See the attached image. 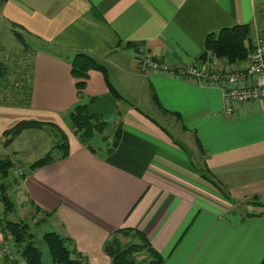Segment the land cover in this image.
Wrapping results in <instances>:
<instances>
[{"label": "crops", "instance_id": "obj_1", "mask_svg": "<svg viewBox=\"0 0 264 264\" xmlns=\"http://www.w3.org/2000/svg\"><path fill=\"white\" fill-rule=\"evenodd\" d=\"M0 21L50 48L33 56L30 105L0 104V152L3 133L22 120L45 125L19 137L49 129L55 139L57 126L70 144L67 158L21 181L24 214L32 201L55 211L48 221L85 264H111L105 241L125 227L145 232L164 264H264V101L239 103L228 116L221 88L142 73L134 46L174 66L197 63L207 35L223 27L246 23L253 42L264 37V0H7ZM80 52L108 70V80L90 70L82 96L71 65ZM208 58L215 67L247 64ZM80 102L107 121L86 142L70 116ZM119 124L120 142L108 152ZM3 243L0 230V264H11Z\"/></svg>", "mask_w": 264, "mask_h": 264}, {"label": "trees", "instance_id": "obj_2", "mask_svg": "<svg viewBox=\"0 0 264 264\" xmlns=\"http://www.w3.org/2000/svg\"><path fill=\"white\" fill-rule=\"evenodd\" d=\"M7 0H0V8ZM11 23V30L18 42L22 45V51L32 56L29 63L30 70L25 71V77L19 83L12 84L10 80L11 72L8 62L3 55L1 56L0 47V104L28 106L31 102L33 90V56L39 48L45 47L50 49L41 40L33 41L28 39L18 25ZM133 45V44H130ZM134 46L140 48L139 44ZM254 48L252 37V28L250 24H237L231 27H223L218 32H211L205 40V50L200 58L207 61L210 55L218 58H225L229 63H235L245 60L249 52ZM7 59V56H6ZM8 60V59H7ZM72 74L77 79L76 87L79 95L82 96L86 85V79L90 70H100L108 80L107 67L99 62L95 57L87 53H76L71 60ZM109 89L115 97H121L118 91L109 83ZM11 99V101L9 100ZM91 98L90 100H94ZM73 129L83 141L91 139L96 132L103 133L107 121L101 114L94 113L90 109L89 102H80L70 113ZM45 123L34 120H22L12 128L3 133L4 145H10L21 133L29 128L42 127ZM55 127V126H54ZM59 132V140L49 149L42 157L29 164L28 170L18 179H14L15 185H20L21 181L30 171L47 166L58 160H63L69 156L70 144L67 135L63 130L56 126ZM122 134V127L119 124L112 141V145L107 151L113 150L118 146ZM90 146V145H89ZM92 148V146H91ZM15 162L11 158L0 157V198L5 206L4 218L1 221V229L6 234H11L13 247L18 259L11 264H43V252L35 243V234L31 230V223L26 220L14 221L9 218V213L15 208L16 202L11 198L10 186L8 179L15 168ZM203 175L213 183L224 195L228 193L219 184L217 180L210 177L207 171ZM259 200L260 197H257ZM33 219L39 218L37 223L47 221L56 212L41 209L35 202H30ZM131 237L134 240L123 243L119 235ZM43 239L49 247L52 258V264H85L84 256L76 249L74 240L55 230L44 233ZM105 252L111 258V264H164V257L156 250L145 232L136 228H120L116 230L104 244ZM140 255L144 258L139 259ZM6 260V259H5ZM7 261V260H6ZM22 262V263H21Z\"/></svg>", "mask_w": 264, "mask_h": 264}, {"label": "built area", "instance_id": "obj_3", "mask_svg": "<svg viewBox=\"0 0 264 264\" xmlns=\"http://www.w3.org/2000/svg\"><path fill=\"white\" fill-rule=\"evenodd\" d=\"M136 60L142 73L159 72L179 78L194 79L206 86H215L223 90V108L228 116L234 115L239 103L264 101V37L255 36L254 48L249 52L245 67L222 68L215 67L200 59L197 63L174 66L155 56L144 46L138 48ZM18 175H23L24 168L14 169ZM264 201V196L261 197ZM5 206L0 198V223L4 218ZM0 230L1 225H0ZM4 235L2 253L4 258L12 263L18 259L13 247L12 235Z\"/></svg>", "mask_w": 264, "mask_h": 264}, {"label": "rangeland", "instance_id": "obj_4", "mask_svg": "<svg viewBox=\"0 0 264 264\" xmlns=\"http://www.w3.org/2000/svg\"><path fill=\"white\" fill-rule=\"evenodd\" d=\"M0 47L2 48L1 56L3 55L5 60L8 62L10 72L12 73L10 76L12 84H15L16 81L20 83L23 79L22 77H25V71L29 72L30 70V67L28 66L31 62L32 56L25 53V51H22V45L8 28V24L5 21H0ZM6 56L8 60L6 59ZM9 100L11 101V99ZM37 135L38 137L35 138L30 136L29 133H24L22 137H19L12 144L8 146L1 145L2 152H0V157L11 158L15 162L16 167L14 169H18L20 167L26 169L29 165V161H35L36 159L42 157L60 138L55 136L54 139L55 134L53 135L52 131L49 129L47 132H39ZM51 135H53V141L51 138H48ZM14 169L8 181L12 184L10 186L9 193L11 198L15 200L16 205L13 211L9 213V218L14 221L26 220L31 223V230L35 234V243L43 252V264H52L49 247L43 239V235L48 231H53L55 228L52 226V222L48 221L50 218H48L47 221L37 223L36 221L39 220V218L37 217V219H33V211H31V215L24 214V210L19 203V186L14 183V179H19L21 175L16 174ZM243 204H246V202H243ZM119 237L122 239L123 243H128L129 241L134 240L131 237H126L121 234ZM142 258H144V255L139 256V259Z\"/></svg>", "mask_w": 264, "mask_h": 264}]
</instances>
